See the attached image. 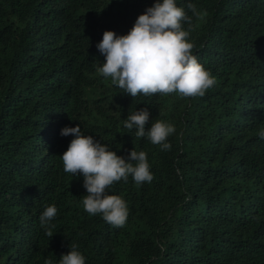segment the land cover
Wrapping results in <instances>:
<instances>
[{
    "label": "trees",
    "instance_id": "1",
    "mask_svg": "<svg viewBox=\"0 0 264 264\" xmlns=\"http://www.w3.org/2000/svg\"><path fill=\"white\" fill-rule=\"evenodd\" d=\"M155 3L0 0V264H59L71 248L85 264H264V0H175L216 84L134 99L98 71L97 44ZM145 107L146 130L175 127L170 150L124 127ZM77 125L126 159L147 154L151 183L129 176L106 193L126 201L123 227L87 213L84 177L63 169L75 137L61 131Z\"/></svg>",
    "mask_w": 264,
    "mask_h": 264
},
{
    "label": "clouds",
    "instance_id": "2",
    "mask_svg": "<svg viewBox=\"0 0 264 264\" xmlns=\"http://www.w3.org/2000/svg\"><path fill=\"white\" fill-rule=\"evenodd\" d=\"M188 8L198 15L195 5L190 3ZM184 22L191 25V18L182 7H177L175 0H162V3L156 0L154 6L138 17L127 35L104 32L97 49L106 62L98 71L134 99L139 95L151 97L174 92L181 97H203L216 80L193 55L194 45L189 42L190 31L183 28ZM149 117L145 107L130 114L124 127L130 132L135 130L136 139L146 137L162 150H170L171 144L166 141L175 127L156 120L146 130ZM61 135L75 137L61 159L66 173L84 177L85 211L93 216L102 215L105 222L114 227H123L128 217L127 203L117 195L106 193L114 183L126 182L129 176L137 185L151 183L154 176L147 154L132 150L126 159L93 136L84 135L79 125L65 127ZM259 135L264 139V130ZM56 215L57 208L51 205L40 216L41 227L46 228L50 237L53 234L48 225ZM59 264H85V257L71 248L68 254L61 256Z\"/></svg>",
    "mask_w": 264,
    "mask_h": 264
}]
</instances>
